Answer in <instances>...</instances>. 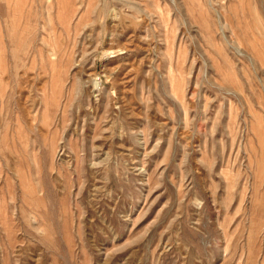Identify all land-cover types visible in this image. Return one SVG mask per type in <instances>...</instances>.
I'll return each mask as SVG.
<instances>
[{
    "label": "rangeland",
    "instance_id": "1",
    "mask_svg": "<svg viewBox=\"0 0 264 264\" xmlns=\"http://www.w3.org/2000/svg\"><path fill=\"white\" fill-rule=\"evenodd\" d=\"M0 264H264V0H0Z\"/></svg>",
    "mask_w": 264,
    "mask_h": 264
}]
</instances>
